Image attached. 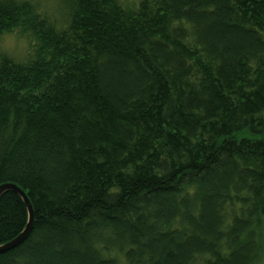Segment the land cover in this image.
<instances>
[{
    "label": "trees",
    "instance_id": "trees-1",
    "mask_svg": "<svg viewBox=\"0 0 264 264\" xmlns=\"http://www.w3.org/2000/svg\"><path fill=\"white\" fill-rule=\"evenodd\" d=\"M0 0V264L264 260V0ZM0 199V245L26 228Z\"/></svg>",
    "mask_w": 264,
    "mask_h": 264
},
{
    "label": "rangeland",
    "instance_id": "rangeland-1",
    "mask_svg": "<svg viewBox=\"0 0 264 264\" xmlns=\"http://www.w3.org/2000/svg\"><path fill=\"white\" fill-rule=\"evenodd\" d=\"M28 1H31L34 4H36L40 9L41 13L50 15L53 19H55L59 27H63L65 25L67 12L65 10V7L63 6L62 0H28ZM122 1L126 5H131L132 3H135L136 0H122ZM9 35H15L17 37V46L13 49L11 55L5 52H0V53L10 56V58L15 60L16 62H24L25 58H27L29 54L28 41H26V39L24 38H21L17 33H12ZM260 264H264V260Z\"/></svg>",
    "mask_w": 264,
    "mask_h": 264
},
{
    "label": "water",
    "instance_id": "water-1",
    "mask_svg": "<svg viewBox=\"0 0 264 264\" xmlns=\"http://www.w3.org/2000/svg\"><path fill=\"white\" fill-rule=\"evenodd\" d=\"M8 192L17 194L24 202L28 212V223L24 231L17 238L6 244L0 245V255H3L19 247L30 235L35 222V212L26 193L19 186L12 183H7L0 186V199Z\"/></svg>",
    "mask_w": 264,
    "mask_h": 264
},
{
    "label": "clouds",
    "instance_id": "clouds-1",
    "mask_svg": "<svg viewBox=\"0 0 264 264\" xmlns=\"http://www.w3.org/2000/svg\"><path fill=\"white\" fill-rule=\"evenodd\" d=\"M26 44V42H25ZM17 46V37L7 33L0 35V52L12 54L13 49Z\"/></svg>",
    "mask_w": 264,
    "mask_h": 264
}]
</instances>
